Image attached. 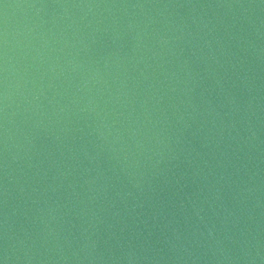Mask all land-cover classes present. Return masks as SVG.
I'll return each mask as SVG.
<instances>
[{
    "label": "water",
    "instance_id": "95a60500",
    "mask_svg": "<svg viewBox=\"0 0 264 264\" xmlns=\"http://www.w3.org/2000/svg\"><path fill=\"white\" fill-rule=\"evenodd\" d=\"M0 264H264V0H0Z\"/></svg>",
    "mask_w": 264,
    "mask_h": 264
}]
</instances>
